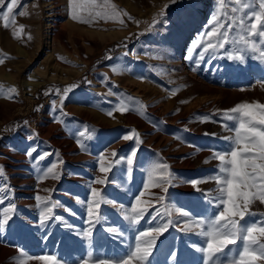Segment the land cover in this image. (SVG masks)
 Masks as SVG:
<instances>
[{
    "label": "rangeland",
    "instance_id": "374dc122",
    "mask_svg": "<svg viewBox=\"0 0 264 264\" xmlns=\"http://www.w3.org/2000/svg\"><path fill=\"white\" fill-rule=\"evenodd\" d=\"M52 1L60 13L56 24L46 17ZM168 3L109 0L121 12L118 20L84 24L69 18L67 0H20L14 22L0 18V85L5 90L0 95V212L14 205L0 231V248L10 257L4 264H46L36 259L40 256L54 257V264H117L135 250L140 233L169 219L174 223L156 237L144 264H204L207 253L198 249L207 247L208 238L192 221L214 214L205 199L217 191L213 177L219 161L212 150H226L229 142L223 137L234 135L223 126H235L224 118L225 110L238 103L264 104V63L246 53L245 63L238 65L220 52L215 58L205 53L197 65L202 46L195 42L220 6L216 0H180L167 9L166 20L158 18L151 27ZM21 11L27 14L20 16ZM82 14L87 15V5ZM177 17L185 21L178 33L172 23ZM52 30L63 34L61 43L52 39ZM35 84L38 88L31 90ZM73 84L78 86L60 107L63 93L57 90ZM10 88L16 92L8 94ZM118 104L132 110H115ZM132 130L140 143L123 139ZM158 163L169 165L175 177V186L165 185L166 193L152 186L160 175ZM101 167L109 171L102 173ZM49 168L57 178L45 175ZM97 178L105 183H94ZM194 179L201 181L199 191L190 183ZM92 187L108 201L94 209L103 216L100 223L87 210ZM141 192L138 207L152 206L132 225L124 214ZM42 203L52 209L43 227ZM250 211L257 215H246L241 223L262 219L264 204L257 200ZM85 230L90 238L83 236ZM242 247L241 240L225 247L218 254L221 264H229Z\"/></svg>",
    "mask_w": 264,
    "mask_h": 264
},
{
    "label": "snow or ice",
    "instance_id": "6c2138e0",
    "mask_svg": "<svg viewBox=\"0 0 264 264\" xmlns=\"http://www.w3.org/2000/svg\"><path fill=\"white\" fill-rule=\"evenodd\" d=\"M179 2L180 0H169V3L153 18L151 27H155L160 22L158 18L166 20L167 9L172 4ZM216 2L220 6L217 8V13L213 14L208 21V28L202 34V38L195 42V45L202 46L197 65L204 60L205 53L215 58L220 52L224 53V58L238 65L245 63L246 53H251L253 59H259L264 63V0H216ZM19 3L20 0H0V18L14 22L15 9ZM85 5H87V15L82 14L85 11ZM97 8L102 10H96ZM67 9L70 19L84 24H91L98 19L118 20L121 15L120 10L109 4V0H103L102 4H98L97 0H67ZM26 14L24 11L19 13L20 16H25ZM124 15L127 16L128 14L124 13ZM128 18L132 19L130 16ZM119 22L121 24L124 23L123 20ZM184 22L180 17H177L172 22L177 33ZM20 28L22 29L23 25ZM203 37L208 39L205 40ZM0 63H3L2 59H0ZM77 86L73 84L63 90H57L63 93L60 107H62L67 93ZM15 92V88L7 89L8 94ZM4 94V87L0 85V95ZM45 94L47 95V92ZM111 94L109 92V95ZM8 98H12L11 95ZM52 106V110L55 111L57 108L56 101L52 102ZM143 107H145L143 104L139 105V108ZM115 110L124 113L132 109L130 106L118 104ZM106 114L112 116V110H109ZM224 118L235 125L234 127H229L228 124L223 125L234 135L223 137L229 142L226 150H212V158L219 161L218 173L213 177L217 185V191L211 199L207 196H205V199L213 205L214 214L192 221V223L200 227L199 235L208 238L206 241L207 247L198 249V251L207 253L204 264H221L218 254L223 253L224 248L228 245H235L236 240H241L243 241V247L237 256L229 258V264H257L258 261H264V240L261 239L264 238V213L260 214L262 219L255 222L244 224L241 221L244 220L246 215H257V213L250 211L251 206L257 200L264 204V104L257 102L251 104L247 102L238 103L231 109L225 110ZM24 123L27 124L28 122L25 121ZM95 131L98 130H93V134ZM134 133L135 130H132L130 134L123 136V139L127 141L135 138L136 142L140 143ZM79 135L83 136L84 133L81 132ZM205 135L215 134L205 133ZM77 143L79 144L80 141L78 140ZM135 153L136 149H133L132 155L127 157L126 162L129 167L133 165ZM26 155L31 157V151L26 153ZM112 155L115 156L116 153L113 152ZM101 159H103V154ZM120 162L119 160L116 161V163ZM205 162H208V160L206 159ZM154 167L160 169V175L152 186L159 187L166 193L168 189L165 185L175 186L174 174L167 171L169 165L166 163H158ZM108 171L109 169L106 167L100 168L102 173H107ZM2 172L3 169L0 168V173ZM47 174L57 178L53 168H49L45 175ZM151 175L150 172L149 176L151 177ZM94 183L104 184L105 180L97 178ZM190 183L194 188H197L201 181L194 179ZM147 187L148 184L145 183V188ZM197 190L199 191L198 188ZM143 195V192L137 195L131 205V211H126L124 214V219L128 220L132 225L137 224L148 213V208L152 206L149 203L148 207H138ZM36 199L39 201L41 198L37 196ZM155 199L159 201L164 200L165 197L157 196ZM2 202L3 197L0 196V203ZM79 202L83 203L82 201ZM101 203H108V201L102 196L100 190L92 187L91 197L87 202V210L90 219L95 216L96 223H100L103 220L101 214L94 212V209H100ZM40 206L43 208L40 214L41 227H43L45 221L49 220L52 209L47 206V203H42ZM12 211H14V205H10L0 212V215L3 216V218H0V231L5 229L10 220L9 212ZM181 215L189 217L188 212H183ZM54 218L57 221L62 220L59 216ZM153 219L155 220L156 217H153ZM172 223L174 222L169 219L168 223L158 224L156 228L149 230L151 235H149V232L140 233L136 238L138 243L135 250L131 251L127 258H122L117 264H133L134 259L139 261L140 264H144L156 237L167 230ZM91 235L90 231L85 230L83 232V236L86 239L90 238ZM141 237L149 238L141 241ZM89 256H91V253H89ZM36 259L43 260L46 264H54L55 260L51 256H40L36 257ZM100 264H108V262L101 261Z\"/></svg>",
    "mask_w": 264,
    "mask_h": 264
},
{
    "label": "bare ground",
    "instance_id": "6f19581e",
    "mask_svg": "<svg viewBox=\"0 0 264 264\" xmlns=\"http://www.w3.org/2000/svg\"><path fill=\"white\" fill-rule=\"evenodd\" d=\"M50 7H49V10L47 11L48 12V15L46 16V17H48V18H50L51 19V22H52V24H56V21H57V19L59 18V16H60V13L57 11V8H56V6H55V4H53V1L52 2H50L49 4H48ZM49 26V25H48ZM49 29H50V27H48ZM49 34L51 35V37H53L52 39L53 40H55L56 38L60 41V43L63 41V34L61 33V32H55V31H50L49 32ZM56 39V40H57ZM52 40V41H53ZM55 40V41H56ZM59 43V44H60ZM60 48V47H59ZM61 49V48H60ZM59 49V50H60ZM39 84H35L34 86H31L32 87V89L31 90H33V89H36V88H38L37 86H38ZM57 143V142H56ZM58 144V143H57ZM17 155L16 154H14V156H12L13 157V159L14 160H18L19 159V157H16ZM38 195H36V194H31L29 197L30 198H36ZM36 201V200H35ZM2 232V231H1ZM1 234V233H0ZM9 253H7V251H5V249L4 248H0V264H4V263H7L8 261H9V255H8ZM19 256V255H18Z\"/></svg>",
    "mask_w": 264,
    "mask_h": 264
}]
</instances>
